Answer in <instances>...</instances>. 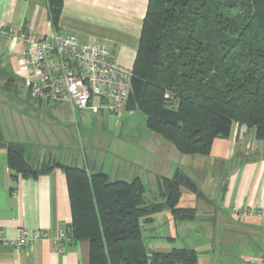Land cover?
I'll use <instances>...</instances> for the list:
<instances>
[{
    "label": "trees",
    "instance_id": "trees-1",
    "mask_svg": "<svg viewBox=\"0 0 264 264\" xmlns=\"http://www.w3.org/2000/svg\"><path fill=\"white\" fill-rule=\"evenodd\" d=\"M47 4L58 30L64 0ZM132 70L126 110L144 112L147 126L180 153L209 155L236 124L264 140V0H149ZM0 143L17 175L64 171L69 236L90 243L89 264H200L195 248L151 250L143 234L165 209L176 222L197 218L196 207L180 206L182 188L205 194L182 169L160 177L164 200L148 203L140 177L111 181L103 171L55 158L34 167L30 145L4 140L1 123Z\"/></svg>",
    "mask_w": 264,
    "mask_h": 264
},
{
    "label": "crops",
    "instance_id": "crops-1",
    "mask_svg": "<svg viewBox=\"0 0 264 264\" xmlns=\"http://www.w3.org/2000/svg\"><path fill=\"white\" fill-rule=\"evenodd\" d=\"M148 2L149 0H64L58 31L74 34L82 41L103 43L121 64L133 68ZM1 25L8 28L25 26L37 34H51L53 27L47 0H0ZM0 47L6 49L17 71L24 46L13 40L0 39ZM1 54L4 55L5 52L0 51ZM56 104L70 108L64 103ZM0 123L2 126L1 119ZM164 151L176 158L183 157L168 147ZM206 156L213 160V165L218 164V172H227L228 165L231 170L226 176L228 179L224 189L220 191V204L215 206L213 201L204 197L216 212L212 226L208 227L203 240L204 247H200V243L173 246L178 235L166 236L172 245L170 249L195 248L200 264L217 261L214 242L219 237L211 229L214 230L217 221H221L217 220L218 208L231 213V222L222 219L227 225L247 228L255 234L263 231L264 234V140L255 137L254 129L236 124L229 138L215 139L210 154ZM190 159L191 163L195 160ZM178 164L180 165L179 162ZM86 166L91 169L89 161H86ZM170 167L172 168V164ZM173 170L172 168L170 171L173 173ZM235 207L239 211L237 214L233 212ZM172 220V224L176 226L177 222L173 217ZM70 223L71 208L64 171L54 168L37 177H22L10 168L5 148H0V264H89L90 243L87 240L69 241ZM180 223L188 228L192 222ZM20 228L28 231L44 229L48 238L37 240L27 248H16L12 241L18 236ZM62 229L64 236L59 240ZM187 236L193 244V232H188ZM60 243L64 245V251L60 250ZM254 245L256 247L250 252L241 254L240 264H264V238Z\"/></svg>",
    "mask_w": 264,
    "mask_h": 264
},
{
    "label": "rangeland",
    "instance_id": "rangeland-1",
    "mask_svg": "<svg viewBox=\"0 0 264 264\" xmlns=\"http://www.w3.org/2000/svg\"><path fill=\"white\" fill-rule=\"evenodd\" d=\"M5 50L0 47V51L5 52L0 55V119L3 138L30 145L28 158L34 167L52 158L84 167L86 161H89L92 172L103 171L111 181H131L140 177L145 185V199L148 203L164 200L158 179L162 176L172 177L178 167L196 181L215 206L220 204V191L225 187L231 166H227V172L223 170L220 173L217 170L218 164L213 165V160H209L206 155L180 153L175 145L147 126L146 115L139 109L131 112L125 110L121 116L116 117L95 110L74 112L54 102H36L28 95L21 77L15 73V63ZM11 75L15 77V83L9 80ZM167 147L183 157L165 154ZM5 152L7 154L6 149ZM190 158H195L193 163ZM182 193L180 206H195L198 210L197 218L191 221L190 227L185 228L184 223L177 222L176 226L172 224V215L168 209L157 213L154 222L146 224L143 229L151 250H168L172 245L183 243L186 246L200 243V247H204L203 240L216 213L214 207L211 208L204 197H197L187 188H182ZM222 210H217V220L221 221H217L214 230L211 229L219 237L214 242L217 261L212 264H240L241 254L255 248L254 244L259 243L264 234L263 231L255 234L247 228L227 225L222 219L231 222L232 215ZM233 212L238 213L236 207ZM191 231L195 236L193 244L187 236ZM170 235H178L175 244L171 245L167 241L166 236Z\"/></svg>",
    "mask_w": 264,
    "mask_h": 264
},
{
    "label": "built area",
    "instance_id": "built-area-1",
    "mask_svg": "<svg viewBox=\"0 0 264 264\" xmlns=\"http://www.w3.org/2000/svg\"><path fill=\"white\" fill-rule=\"evenodd\" d=\"M0 39L24 46L16 73L35 101L64 103L74 112L89 109L116 117L125 112L133 70L121 64L105 44L82 41L54 28L51 34H37L25 26L1 25ZM63 236L62 229L58 239ZM43 238H48L44 229L20 228L12 243L27 248ZM68 240L73 241L70 236ZM59 248L65 249L62 243Z\"/></svg>",
    "mask_w": 264,
    "mask_h": 264
},
{
    "label": "water",
    "instance_id": "water-1",
    "mask_svg": "<svg viewBox=\"0 0 264 264\" xmlns=\"http://www.w3.org/2000/svg\"><path fill=\"white\" fill-rule=\"evenodd\" d=\"M3 146H4L3 143H0V148H3Z\"/></svg>",
    "mask_w": 264,
    "mask_h": 264
}]
</instances>
